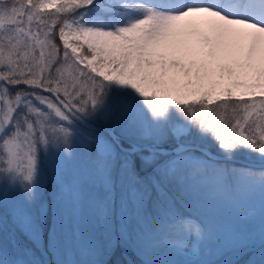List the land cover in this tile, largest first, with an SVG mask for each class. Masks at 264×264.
I'll use <instances>...</instances> for the list:
<instances>
[{"label": "snow or ice", "instance_id": "1", "mask_svg": "<svg viewBox=\"0 0 264 264\" xmlns=\"http://www.w3.org/2000/svg\"><path fill=\"white\" fill-rule=\"evenodd\" d=\"M45 162L74 205L85 176L102 183L105 218L119 183L120 227L145 252L192 251L210 230L200 209L264 197V0H0V203L19 193L13 221L36 238Z\"/></svg>", "mask_w": 264, "mask_h": 264}, {"label": "rangeland", "instance_id": "2", "mask_svg": "<svg viewBox=\"0 0 264 264\" xmlns=\"http://www.w3.org/2000/svg\"><path fill=\"white\" fill-rule=\"evenodd\" d=\"M100 125H104L102 121ZM41 159L44 160L43 153ZM79 163L76 161L73 166L79 167ZM42 167L44 179L39 192L45 226L38 238L24 234L14 223L11 214L12 203L19 198V193L5 195L0 203V251L3 254L0 264H96L105 261L117 242L124 249L133 248L141 262L148 260L154 264H247L253 261V264H258L260 252L264 248L261 241V232L264 231V197L259 190L246 193L235 201L216 200L200 209L210 222V230L206 238H198L192 251L149 249L145 252L135 241L134 222L129 223L127 236L120 227L124 218L121 216L119 220L117 216L121 192L119 183L115 188V210L110 218H105L100 209L107 190L102 183L94 177L85 176L80 198L74 205L70 194L65 193L62 199L57 196L53 190L48 163L45 162ZM164 190L181 211L197 214L190 197L180 185H165ZM73 207L78 209L75 215L72 212ZM229 224L251 234L252 243L249 249L240 252L232 235L224 227ZM76 229L81 234L80 239L74 236ZM53 230L57 234L55 247L49 240V234ZM109 241L115 245L112 249L107 247ZM92 247L98 250L90 251ZM126 262L131 264L129 260Z\"/></svg>", "mask_w": 264, "mask_h": 264}, {"label": "trees", "instance_id": "3", "mask_svg": "<svg viewBox=\"0 0 264 264\" xmlns=\"http://www.w3.org/2000/svg\"><path fill=\"white\" fill-rule=\"evenodd\" d=\"M241 155L243 156V154ZM123 249L124 248H122V246L120 247L119 243L116 244L114 250L107 256L104 262H107V264H127L128 262L126 261L129 260L131 264H143L133 248L129 247L126 250Z\"/></svg>", "mask_w": 264, "mask_h": 264}, {"label": "water", "instance_id": "4", "mask_svg": "<svg viewBox=\"0 0 264 264\" xmlns=\"http://www.w3.org/2000/svg\"><path fill=\"white\" fill-rule=\"evenodd\" d=\"M258 165V163H256Z\"/></svg>", "mask_w": 264, "mask_h": 264}]
</instances>
